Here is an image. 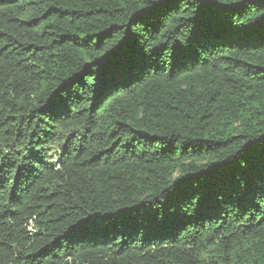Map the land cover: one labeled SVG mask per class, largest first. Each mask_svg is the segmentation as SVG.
I'll return each instance as SVG.
<instances>
[{"label":"trees","instance_id":"1","mask_svg":"<svg viewBox=\"0 0 264 264\" xmlns=\"http://www.w3.org/2000/svg\"><path fill=\"white\" fill-rule=\"evenodd\" d=\"M0 264H264V0H0Z\"/></svg>","mask_w":264,"mask_h":264}]
</instances>
